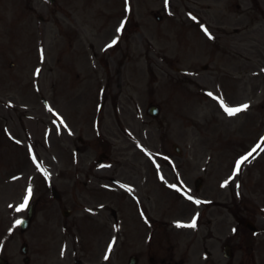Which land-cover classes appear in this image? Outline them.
<instances>
[{"label":"rangeland","instance_id":"rangeland-1","mask_svg":"<svg viewBox=\"0 0 264 264\" xmlns=\"http://www.w3.org/2000/svg\"><path fill=\"white\" fill-rule=\"evenodd\" d=\"M60 1L0 7V256L121 219L128 259L150 217L158 256L264 264V0Z\"/></svg>","mask_w":264,"mask_h":264},{"label":"flooded vegetation","instance_id":"flooded-vegetation-1","mask_svg":"<svg viewBox=\"0 0 264 264\" xmlns=\"http://www.w3.org/2000/svg\"><path fill=\"white\" fill-rule=\"evenodd\" d=\"M122 230L123 226L120 225L119 220L110 228L66 227L64 234L68 235L62 237L63 240L52 245L50 249L35 250L33 246L31 247L35 243H29L25 264H36V261H40L41 264H184L183 261L174 260L172 254L169 259L158 256L149 242L141 244L143 247L147 245V248L138 249L127 259L126 249L121 248V244L124 243ZM36 244L42 245L40 242Z\"/></svg>","mask_w":264,"mask_h":264},{"label":"snow or ice","instance_id":"snow-or-ice-1","mask_svg":"<svg viewBox=\"0 0 264 264\" xmlns=\"http://www.w3.org/2000/svg\"><path fill=\"white\" fill-rule=\"evenodd\" d=\"M166 2V5L168 3V0H165ZM193 19L195 20L196 18L193 17ZM123 29V24L121 25V29H118V31L122 30ZM204 32L209 35V38H213L211 37V33L208 32V29L206 27L203 28ZM117 43V40H113L112 41V44L108 45V47H112L113 45H115ZM39 74V69L37 70V75ZM209 95L211 96L212 93H209ZM217 99L219 100V103H220V106L221 108L224 110V112L230 116V117H233V116H236L237 114L239 113H242V112H245L249 109V105L248 104H243V105H240V106H236V107H231L229 106L223 97H217ZM264 144V138H262L261 140V144H258L255 148H253L250 152H248L245 156H243L235 165V174H239L242 172V165H244L245 163H250L251 160L250 158L253 157V154L257 151V149H260L261 148V145ZM33 160H36V157L33 156ZM39 166V165H38ZM40 170L44 173V175L47 177L49 176L50 174L43 168V167H40ZM227 185V182H225V185L223 186H226ZM236 187L239 188L240 185L239 183L236 184ZM32 197V188L29 187L27 189V196L23 202V204H21L19 206V208H17V211H21L25 208L28 207L29 205V200L31 199ZM188 199L189 200H193L194 198L189 195L188 196ZM195 203L199 204L200 201L199 200H195ZM196 219L197 217H194L193 220L191 221V223L187 224V225H178V226H181V227H189V228H193L195 229L197 227V223H196ZM17 224H21L23 223L22 220H17L16 221ZM63 254V253H62ZM107 258V257H106Z\"/></svg>","mask_w":264,"mask_h":264},{"label":"water","instance_id":"water-1","mask_svg":"<svg viewBox=\"0 0 264 264\" xmlns=\"http://www.w3.org/2000/svg\"><path fill=\"white\" fill-rule=\"evenodd\" d=\"M151 113L154 114V115H157L158 114V110L157 109H150Z\"/></svg>","mask_w":264,"mask_h":264}]
</instances>
